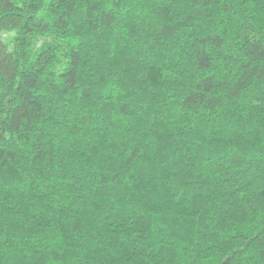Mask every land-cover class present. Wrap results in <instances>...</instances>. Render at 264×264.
I'll list each match as a JSON object with an SVG mask.
<instances>
[{
	"label": "trees",
	"instance_id": "16d2710c",
	"mask_svg": "<svg viewBox=\"0 0 264 264\" xmlns=\"http://www.w3.org/2000/svg\"><path fill=\"white\" fill-rule=\"evenodd\" d=\"M0 264H264V0H0Z\"/></svg>",
	"mask_w": 264,
	"mask_h": 264
},
{
	"label": "snow or ice",
	"instance_id": "6c2138e0",
	"mask_svg": "<svg viewBox=\"0 0 264 264\" xmlns=\"http://www.w3.org/2000/svg\"><path fill=\"white\" fill-rule=\"evenodd\" d=\"M0 42H2V38H0Z\"/></svg>",
	"mask_w": 264,
	"mask_h": 264
}]
</instances>
